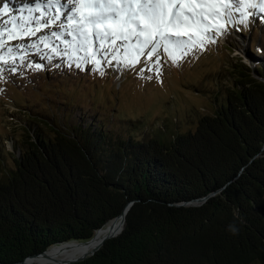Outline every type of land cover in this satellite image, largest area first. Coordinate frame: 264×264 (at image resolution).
<instances>
[{
	"label": "trees",
	"instance_id": "1",
	"mask_svg": "<svg viewBox=\"0 0 264 264\" xmlns=\"http://www.w3.org/2000/svg\"><path fill=\"white\" fill-rule=\"evenodd\" d=\"M246 56L225 67L192 130L111 133L31 115L40 126L26 120L0 178V264L88 240L130 201L121 232L67 264H264V61Z\"/></svg>",
	"mask_w": 264,
	"mask_h": 264
},
{
	"label": "rangeland",
	"instance_id": "2",
	"mask_svg": "<svg viewBox=\"0 0 264 264\" xmlns=\"http://www.w3.org/2000/svg\"><path fill=\"white\" fill-rule=\"evenodd\" d=\"M10 2L23 5V11L12 12ZM5 3L8 10L6 15H0V28L12 30V18L28 17L24 5H34L35 0H0V9ZM249 11L255 17H249L247 30L236 32L229 27L226 38L208 43L203 51L187 54L179 66L161 48L158 62L156 55L140 56L133 67L124 68L109 56L106 60L98 57L99 65L84 63L77 67L75 59L70 61L62 55L64 41H71V37L61 32L60 22L41 27L35 36L15 40H8V31H4L6 45L36 42L39 50L26 48L27 58L23 63L16 58L15 72L0 64L3 67L0 73V178L9 169L6 165L13 166L8 151L14 150L15 137L20 138L21 128L25 129L28 119L32 130L40 126L38 119L32 118L38 114L72 123L73 127L76 121L78 126L101 127L111 133H118L126 125L131 130H136V125L144 134L162 131L159 126L167 132L192 130L198 117L211 113L216 106L213 97L218 92V84L224 82L223 71L230 62L247 52L252 53L249 65L264 61V51L256 50L258 47L264 50V13L259 9ZM21 22V19L16 21ZM52 31L61 32V38L51 37ZM41 35L49 37L47 48L39 41ZM53 47L61 54H54ZM37 64L42 67L37 69ZM128 118L131 122H127Z\"/></svg>",
	"mask_w": 264,
	"mask_h": 264
},
{
	"label": "snow or ice",
	"instance_id": "3",
	"mask_svg": "<svg viewBox=\"0 0 264 264\" xmlns=\"http://www.w3.org/2000/svg\"><path fill=\"white\" fill-rule=\"evenodd\" d=\"M24 9L28 17H13L12 30L0 28V64L13 72L16 58L23 63L26 48L38 51L39 44L6 45L4 31H8V40H15L35 36L41 27L60 22L61 32L71 37V41H64L62 55L70 61L75 59L77 67L84 63L99 65L98 57L106 60L109 56L124 68L133 67L140 56L156 55L158 62L161 48L179 66L187 54L203 51L208 43L226 38L229 27L236 32L247 30L249 17H255L249 9L264 13V0H35ZM7 10L5 3L0 15ZM17 19L22 22L17 24ZM61 32L52 31L51 37L59 40ZM39 41L48 47V36L41 35ZM257 51L264 50L258 47ZM52 52L61 54L55 47ZM78 52L83 55H73ZM41 67L36 65L37 69Z\"/></svg>",
	"mask_w": 264,
	"mask_h": 264
},
{
	"label": "bare ground",
	"instance_id": "4",
	"mask_svg": "<svg viewBox=\"0 0 264 264\" xmlns=\"http://www.w3.org/2000/svg\"><path fill=\"white\" fill-rule=\"evenodd\" d=\"M23 5L10 2V7L12 12L21 10ZM14 9V10H13ZM6 15V14H5ZM121 226V221L119 218L109 220L105 225H103L99 230H97L92 240L87 244H76L67 243L61 244L59 246H51L47 248L43 255L31 258L27 260V264H55L57 260L70 259L77 257L86 251H90L93 247L97 246L100 240L110 232H116Z\"/></svg>",
	"mask_w": 264,
	"mask_h": 264
},
{
	"label": "water",
	"instance_id": "5",
	"mask_svg": "<svg viewBox=\"0 0 264 264\" xmlns=\"http://www.w3.org/2000/svg\"><path fill=\"white\" fill-rule=\"evenodd\" d=\"M244 57L246 58V55H244ZM203 200H204V199H197V200L193 201L192 204H198V203H201ZM131 204H132L131 201L128 202V203L123 207V209L120 211V213H119L117 216H115L114 218H112V219L119 218L120 221H121V226H120V228H119L116 232H110V233H108L107 235H105V236L100 240L99 244H98L97 246L93 247L90 251H86L85 253H83V254H81V255H79V256H77V257H74V258H70V259H66V260H63V259L57 260V261L55 262V264H67V263H71V262L81 261V260H84L85 258H87L88 256L94 254V253H95V252H96V251H97V250L103 245V243H104L107 239L112 238V237H115L116 235H118V234L121 232V230L123 229V226H124V222H125V214L127 213V211H128V209H129V207H130ZM112 219H110V220H112ZM108 221H109V220H108ZM108 221H107V222H108ZM107 222H106V223H107ZM106 223H105V224H106ZM105 224H104V225H105ZM100 228H101V227H100ZM100 228L96 229V230L94 231V233H95L97 230H99ZM93 235H94V234H93ZM92 238H93V236H92L90 239L85 240V241L70 240V241H65V242H61V243H59V244H54V245H55V246H59V245H61V244H67V243L87 244V243H89V242L92 240ZM54 245H51V246H54ZM51 246H49V247H51ZM49 247H47V248H49ZM47 248H46V249H47ZM46 249H45V250H46ZM45 250H43L42 252H40V253H38V254L30 255V256L26 257L25 260L23 261V263H24V264H27V260H29V259H31V258H34V257H38V256L43 255L44 252H45Z\"/></svg>",
	"mask_w": 264,
	"mask_h": 264
},
{
	"label": "clouds",
	"instance_id": "6",
	"mask_svg": "<svg viewBox=\"0 0 264 264\" xmlns=\"http://www.w3.org/2000/svg\"><path fill=\"white\" fill-rule=\"evenodd\" d=\"M228 231L235 235L239 231V229L234 224H229Z\"/></svg>",
	"mask_w": 264,
	"mask_h": 264
}]
</instances>
